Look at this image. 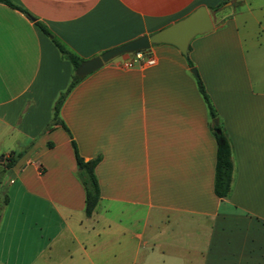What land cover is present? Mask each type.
<instances>
[{
    "label": "crops",
    "instance_id": "1",
    "mask_svg": "<svg viewBox=\"0 0 264 264\" xmlns=\"http://www.w3.org/2000/svg\"><path fill=\"white\" fill-rule=\"evenodd\" d=\"M12 1L84 61L233 2ZM218 17L188 57L153 45L154 66L124 68L131 53L84 77L60 110L69 135L46 128L72 64L32 19L0 3V169L23 152L0 183V264H264V19ZM193 68L231 144L224 199L214 192L215 119ZM72 140L86 161L100 158L91 218Z\"/></svg>",
    "mask_w": 264,
    "mask_h": 264
},
{
    "label": "trees",
    "instance_id": "2",
    "mask_svg": "<svg viewBox=\"0 0 264 264\" xmlns=\"http://www.w3.org/2000/svg\"><path fill=\"white\" fill-rule=\"evenodd\" d=\"M0 3L5 4L13 9L19 10L27 17L32 19L37 26V28L44 33L46 36L51 38L52 42L59 49L62 57L67 59L73 66V75L71 82L68 88L62 92L57 98L54 107H53V119L50 124L47 126L46 131L52 130L56 126H62L65 131L70 134L69 129L66 127L65 123L60 117V110L63 106L65 100L72 92V90L84 79V77H79L75 74L76 69L84 62L83 59L69 51L61 42H59L50 30L46 27L45 24L35 19L27 10L23 7L17 5L12 0H0ZM221 6H218L214 10H219ZM188 57V55H186ZM197 83L199 87V91L209 109L211 120L217 118L216 112L213 108V105L207 95L206 89L203 85L202 80L197 75ZM211 130L215 136L217 142V156H216V171H215V184H214V192L215 195L221 199L226 198L231 192L232 180H233V171L234 164L232 160V149L229 138L226 132L220 125H215L211 123ZM72 146L74 149L76 164H77V177L81 182L84 191H85V214L87 218H91L95 212V209L98 206L100 201V188L98 184V180L95 174V169L100 162V158H96L93 160L86 161L82 156H80L78 148L74 140H72ZM23 156V152L13 151L6 158V164L2 169H0V183L1 179L5 173V171L9 168H12L16 162ZM4 159V156L2 157ZM8 198L1 197L0 194V212L3 203H7ZM1 218V213H0Z\"/></svg>",
    "mask_w": 264,
    "mask_h": 264
},
{
    "label": "water",
    "instance_id": "3",
    "mask_svg": "<svg viewBox=\"0 0 264 264\" xmlns=\"http://www.w3.org/2000/svg\"><path fill=\"white\" fill-rule=\"evenodd\" d=\"M228 3L227 6H230ZM214 20L209 10L205 6H200L185 18L171 24L170 26L156 32L151 36H144L122 46L110 49L102 55L86 60L76 69L75 74L79 77H86L102 68L105 63L114 58L135 52H151L153 45L167 44L175 46L183 55H188V50L192 40L214 30ZM191 72L197 75V70L193 68ZM218 125V120H214Z\"/></svg>",
    "mask_w": 264,
    "mask_h": 264
},
{
    "label": "rangeland",
    "instance_id": "4",
    "mask_svg": "<svg viewBox=\"0 0 264 264\" xmlns=\"http://www.w3.org/2000/svg\"><path fill=\"white\" fill-rule=\"evenodd\" d=\"M228 3H231V1H223L220 4L221 7L219 10L216 11L213 9L210 11L215 23H220L221 18L218 16L223 14H234L239 20L247 19L249 23H254L256 18L264 19V10L262 7L264 5V0H233L232 4L227 6ZM250 10L253 11L250 12ZM10 175L11 170L9 168L5 171L3 179H6V177Z\"/></svg>",
    "mask_w": 264,
    "mask_h": 264
},
{
    "label": "built area",
    "instance_id": "5",
    "mask_svg": "<svg viewBox=\"0 0 264 264\" xmlns=\"http://www.w3.org/2000/svg\"><path fill=\"white\" fill-rule=\"evenodd\" d=\"M133 57L131 59H127L123 62V66L126 69L133 68L135 64L146 61L148 66H154L156 64L155 58L149 55V53L146 52H135L132 53Z\"/></svg>",
    "mask_w": 264,
    "mask_h": 264
}]
</instances>
